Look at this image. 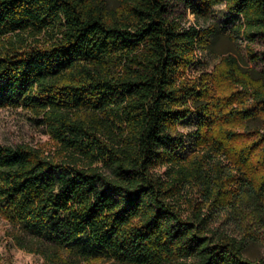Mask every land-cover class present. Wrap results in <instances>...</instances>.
Segmentation results:
<instances>
[{"label": "trees", "instance_id": "trees-1", "mask_svg": "<svg viewBox=\"0 0 264 264\" xmlns=\"http://www.w3.org/2000/svg\"><path fill=\"white\" fill-rule=\"evenodd\" d=\"M171 1L197 17L223 3L259 58L264 0H0V107L27 110L59 145L53 155L0 142V215L51 260L81 243L118 264H264L244 255L245 236L213 223L221 211L264 229V69L223 55L189 77L216 29L182 25ZM42 30L46 42L27 43L24 32ZM187 118L189 158L176 134ZM256 118L262 126L249 125ZM211 153L214 175L201 164ZM191 176L206 211L181 207Z\"/></svg>", "mask_w": 264, "mask_h": 264}, {"label": "rangeland", "instance_id": "rangeland-1", "mask_svg": "<svg viewBox=\"0 0 264 264\" xmlns=\"http://www.w3.org/2000/svg\"><path fill=\"white\" fill-rule=\"evenodd\" d=\"M108 6H115L118 0H105ZM168 14L171 17L178 18L182 25H196L205 27L212 25L216 30L213 41L206 50L197 51V60L188 69V76L191 78L198 77L202 72L211 71L215 64L223 55L234 56L243 69L257 74L264 69V59L262 51L264 50V35H258L252 42L253 51L259 56L252 59L246 49L247 40L239 30L238 24L241 19L231 20V14L227 12L223 3L215 5L207 17H197L183 3L171 1ZM28 44L44 43L49 39L47 31L42 30L40 33L30 35L27 32L23 34ZM251 126H262L261 118L253 119L249 122ZM194 130V124L190 119H184L177 127V135H182L185 144H182L180 153L184 156L191 157L196 152L195 146L190 143L191 133ZM0 142L16 145L18 143H29L33 146L42 148L45 153L53 155L58 154L59 145L50 137L44 124L31 118L30 112L21 107L2 106L0 107ZM80 154V153H79ZM212 157H204L201 161L203 167L211 168L210 174L214 175L219 165L212 167L213 161L217 156L211 153ZM221 167L226 168V160L221 159ZM101 165L102 162H94ZM156 172L165 179L172 177V171L166 165L156 168ZM201 180L197 176H191L183 181L181 189L180 204L184 212L191 210L189 202L201 206L204 211L208 209V202L201 203L203 200ZM189 199L191 201H189ZM214 207V206H213ZM216 209V208H215ZM214 220V226L219 229H226L238 237H246V247L244 255L251 258H264V229L256 226V223L246 224L244 219L236 214L233 216L225 212H217ZM253 228L254 230H251ZM22 229L4 219L0 215V258L5 261H11L14 264H118L110 259L106 253L97 250L91 252L88 246L81 243H73L71 250H65L60 253L62 256L58 260H51L45 253L40 252L37 248L45 249L38 240H33L29 235L21 233ZM21 237L22 239H19ZM32 241V242H31ZM32 247V248H31ZM87 247V248H86Z\"/></svg>", "mask_w": 264, "mask_h": 264}]
</instances>
